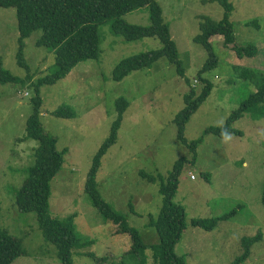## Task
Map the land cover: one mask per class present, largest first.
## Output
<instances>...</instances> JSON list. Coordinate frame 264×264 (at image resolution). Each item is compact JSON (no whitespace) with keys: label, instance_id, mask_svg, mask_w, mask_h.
<instances>
[{"label":"rangeland","instance_id":"374dc122","mask_svg":"<svg viewBox=\"0 0 264 264\" xmlns=\"http://www.w3.org/2000/svg\"><path fill=\"white\" fill-rule=\"evenodd\" d=\"M156 2L189 83L177 76L165 58L157 60L150 69L132 72L115 82L112 73L122 60L159 49L161 43L156 38L128 42L114 36L109 24L101 27L98 58L78 64L55 85L41 87L44 129L57 138L58 150H67L65 163L51 182L50 212L61 220L74 216L76 235L81 243L88 244L78 250L73 264H94L88 253L112 259L123 256L129 264H143L126 256L131 249L130 237L118 235V228L97 214L83 188L93 156L117 119L116 100L124 98L129 106L117 142L102 158L96 174L103 201L138 231L146 246L159 244L157 232L148 227V216L157 219L162 197L158 185L142 179L139 172L166 177L175 163L185 158L188 163L182 168L174 202L185 210L187 229L176 253L187 264H231L243 252L242 239L260 234L243 264H264V118L245 115L233 124L232 128L241 131L242 136L232 133L221 138L206 134L208 127L224 125L242 101L257 90L259 77L253 72L249 77L246 72H264V0H231L234 10L230 21L236 43L257 46L255 57L240 59L223 45L222 37L212 39L218 65L203 78L209 79L214 88L185 127L189 143L204 139L197 160L179 142L174 119L185 108L184 96L193 88L201 95L206 87L200 71L210 53L193 41L201 33V18L220 21L224 9L208 0ZM122 19L133 26L151 24L148 8L132 11ZM253 21L261 24V30L247 25ZM41 35L36 32L25 41L24 55L33 81L46 75L55 62L54 55L36 46ZM19 39L17 9L0 6V58L5 69L24 79L27 73L18 65ZM27 83H0V228L21 241L25 251L13 264H61L55 247L46 243L39 230L35 215L20 214L15 205V192L26 176L23 171L34 164L38 146L25 138L34 95L32 82ZM61 105L72 108L75 118L53 116ZM192 175L196 178L192 179ZM234 211L233 218L211 232L192 225L195 220H210ZM146 254V264H158L150 250Z\"/></svg>","mask_w":264,"mask_h":264},{"label":"trees","instance_id":"16d2710c","mask_svg":"<svg viewBox=\"0 0 264 264\" xmlns=\"http://www.w3.org/2000/svg\"><path fill=\"white\" fill-rule=\"evenodd\" d=\"M218 3L223 9V18L216 21L210 17H203L201 33L193 41L204 46L210 53V57L204 68L200 71V78L206 83L201 95L193 88L184 96L185 108L176 115L174 124L177 127V138L184 146L194 153V159L198 158V148L204 141L203 137L193 142L185 138V127L190 119L201 109L213 91L214 85L209 79L203 78V74L211 72L218 65L214 53L213 38H223V45L230 47L238 58L255 57L258 48L255 45L239 46L230 15L234 10L231 0H208ZM3 8H16L19 24L18 65L26 71V76L21 79L10 70L4 68L0 58V83L32 82L34 95L31 98L33 112L26 121V139L37 142L34 152V164L24 169L26 174L21 188L15 192V205L20 214L35 215L39 230L42 232L46 243L56 249V255L61 264H73V257L79 255L78 250L86 245L79 241L74 225V216L61 220L50 212L51 182L62 169L65 163L67 150L60 151L57 148L58 140L48 134L41 121V109L43 99L41 87L55 85L64 80L74 68L85 61L95 60L99 56V29L106 24L110 25V31L114 36L123 37L128 42L138 41L144 38H156L161 47L156 50L122 60L113 70L112 79L121 82L132 72L150 69L157 60L165 58L175 68L177 76L188 83L182 61L178 58V52L174 41L171 39L169 27L162 19V10L156 0H0ZM142 8H148L150 12V26L139 27L127 24L122 18L126 14ZM248 26L255 25L261 30L258 21L248 22ZM41 32V37L36 41L38 48H44L47 53L54 55L55 62L48 68V73L36 81H33L31 68L25 60V41L34 33ZM252 72L258 76L257 90L251 92L242 101L239 108L234 111L226 123L222 126H210L206 134H214L226 138L234 133L242 136V132L232 128L245 115L253 119L264 118V72L258 70L247 71L250 77ZM246 75V74H245ZM247 77V76H246ZM27 94V93H26ZM129 102L124 98L116 100L117 119L113 122L110 134L101 147L94 154L92 164L88 170L84 193L88 197L91 207L105 221L118 228V235H128L131 240V249L126 256H132L141 263L146 264L147 254L150 250L152 258L158 264H187L184 257L176 253V246L183 238L187 229L185 210L176 204L175 196L178 191L179 177L187 159H180L175 163L173 171L168 176L161 174L152 176L139 172V176L148 183L157 184L159 194L162 197V207L157 219L149 215L148 227L153 228L159 237V244L146 246L140 238L138 231L128 226L124 218L106 204L99 195L96 183V174L101 167L102 158L108 150L114 146L118 139V131L123 121V115L128 109ZM53 116L63 119L75 118L76 114L68 105H61L52 113ZM262 204L264 205V186L262 191ZM132 207V206H131ZM133 209V208H132ZM231 212L225 216L210 220H195L193 226L203 231L211 232L222 222H227L235 215ZM260 234L242 239L243 252L236 257L231 264H243L251 256V249L260 238ZM25 255L21 241L12 237L0 228V264H13L21 256ZM94 264H129L123 256L112 259L109 256H95L88 253ZM125 256V255H124Z\"/></svg>","mask_w":264,"mask_h":264},{"label":"built area","instance_id":"2783aa9c","mask_svg":"<svg viewBox=\"0 0 264 264\" xmlns=\"http://www.w3.org/2000/svg\"><path fill=\"white\" fill-rule=\"evenodd\" d=\"M195 178H196V176L192 175V179H195Z\"/></svg>","mask_w":264,"mask_h":264}]
</instances>
